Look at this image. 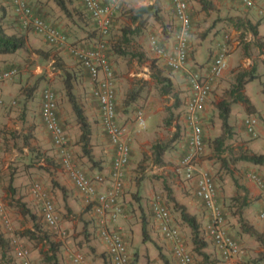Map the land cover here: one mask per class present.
<instances>
[{"label":"crops","instance_id":"crops-1","mask_svg":"<svg viewBox=\"0 0 264 264\" xmlns=\"http://www.w3.org/2000/svg\"><path fill=\"white\" fill-rule=\"evenodd\" d=\"M3 1L6 3V0ZM27 1L36 16L52 23L70 37L68 46L72 44L91 49L99 39L98 33L92 36L91 30L96 29L95 23L85 12L80 0H64L70 14L61 11L52 0ZM99 1L105 5L110 0ZM208 1L210 6L206 9H202L198 1L188 2L192 29L187 68L204 73L221 46L227 47V58L230 59L231 65L214 83L204 111L201 113L205 152L197 161V168L212 171L216 183L220 185V180L223 179V183L231 186L234 194L240 191L235 180L244 181L247 186L248 203L244 216L259 234H264V221L258 217L259 189L248 178L249 172H256L264 179V167L238 160L241 154H264V81L260 78L250 82L244 90L253 107L252 115L258 120L257 138H252L246 133L243 120L249 116V113L244 104L232 105L228 118L230 126L228 133L223 134L221 121L217 116V105L227 96L226 90L222 93L227 81H230L227 76L253 66L260 75V67L264 69V0H255L252 8H246L232 0ZM125 2L133 5L134 9L148 5H156L158 8L157 17H147V29L134 41V47L138 48L135 52L144 54L141 62L135 61V58L125 61L109 51V59L114 71L118 72L114 59L121 61L122 68L123 65L130 63L140 64L143 72L135 76L142 78L144 81L142 85H145L136 89L135 100L129 101L132 104L140 98L143 102L145 100V104L139 106L136 111V117L137 112L143 114L144 128L136 123V117H132L131 112L124 110L125 112L120 113L116 108L117 120L127 132L130 159L120 198L123 214L112 223V227L119 231L126 245L130 257L129 264H178L171 243L159 232L158 223L152 213L151 201L155 196H159L170 210L174 223L190 251L191 232L180 217L181 208L201 221L209 245L207 248V253L211 255L209 261L214 260V264H264V260L259 259L264 252V245L255 238L243 234L239 235L240 255L229 262L221 259L205 232L210 213L203 202L195 196V182L186 180L180 165L187 152L189 133L184 119L185 106L190 93L187 75L184 71L169 73L163 61L157 58L156 67L163 74L169 73L168 76L171 77L174 87L172 93L161 95L153 86L154 82L150 77L153 62L152 59H147V56H150V49L145 44L146 36L154 34L166 51L172 49V34L177 28V22L171 1L123 0L119 10L125 6ZM7 3L11 10L10 15L13 16L9 23L10 27L24 37L25 46L14 54H0V72L17 70L13 83H9V80L0 82V98L4 103L0 109V203L10 222V228L7 229L0 217V236L5 241L4 249L0 247V264H18L11 246L13 238L19 239L23 246L29 248L35 260H40V252L48 249L46 241L35 243L20 235L26 229L32 230L34 223L43 225L49 236L48 240L58 244L56 253L58 264H71L69 258L73 253L83 254L89 264H113L106 245L99 236L93 210L84 203L81 194L61 167L57 150L41 117V93L44 86L63 81L65 71L71 73L72 82L82 85L85 92L88 93L90 89L89 96L81 92V87L72 91L90 124L92 162L82 152L81 131L71 104L67 96L65 97L66 93H62L58 99L57 117L66 134L69 150L78 166L88 176H103L105 182L99 190H106L109 187L114 148L103 131L98 103L95 99H91L94 85L88 71L70 54L69 47L54 46L57 49L51 51L49 48L51 45L46 43L42 36L32 30L28 32L29 30L22 29L13 13L11 0ZM73 8L82 11V18H78L73 13ZM119 10L113 17L110 34L106 38L108 46L111 40L117 38L121 25L129 23L125 17H121ZM150 22L151 26L148 25ZM251 25L256 34L251 32ZM161 27L168 30L167 36L160 32ZM247 44L248 56L245 55L244 50ZM144 52H148L149 55ZM26 54L29 57H26ZM59 64L61 66H58ZM121 81L123 79L120 77L115 82L116 98L117 88L119 87L121 91ZM173 99L177 100L179 108L172 107L175 104L172 103ZM16 103L18 108L14 107ZM174 110H177L178 114L174 116L171 124L166 126V120ZM178 126L181 127L178 129ZM176 128L180 132H176ZM219 136L224 137L220 154L215 152L219 146L213 142ZM173 139L170 148L162 157L163 164L155 165L152 161L151 146L156 142L169 143ZM146 162L150 164L147 168L143 167ZM34 182L40 183L52 200L59 224L65 230L64 236L44 224L41 206L30 194ZM232 194L226 196L220 188L217 189V199L221 204L230 200ZM19 205L25 209L24 212L19 210ZM230 219L233 217L230 216ZM231 224L233 226L229 229L235 234L238 232L237 224L234 221Z\"/></svg>","mask_w":264,"mask_h":264},{"label":"built area","instance_id":"built-area-1","mask_svg":"<svg viewBox=\"0 0 264 264\" xmlns=\"http://www.w3.org/2000/svg\"><path fill=\"white\" fill-rule=\"evenodd\" d=\"M85 12L94 21L99 39L91 49L81 46H68V38L65 33L55 25L36 16L27 0H11L13 13L19 21L22 29L32 30L51 46H67L70 54L86 69L94 85L92 96L98 103L103 131L114 148L112 170L109 177V187L99 190L104 184L105 178L101 175L88 176L74 160L68 147V141L63 127L58 121V96L49 87L41 93V117L47 132L49 133L61 167L70 181L81 194L84 203L90 206L97 219L99 236L106 245L108 254L113 264H129L130 257L126 245L118 230L112 227L123 214L120 198L123 193L126 169L129 165L130 147L127 132L117 120L116 112V76L109 59V46L106 38L110 34L112 20L120 9L123 0H110L103 5L99 0H80ZM177 22V28L172 34L173 46L166 51L160 41L149 37V44L154 56L163 61L168 70L172 72L184 71L187 75L190 93L185 106L184 119L188 128L187 152L180 162L186 180L195 182V196L205 202L210 213L209 222L205 228L207 236L221 259L229 262L236 259L241 253L240 245L228 236L224 220L216 202L217 188L213 176L208 170L197 168V161L205 152L203 141V129L201 126V113L204 111L207 99L211 94L214 83L221 78L227 70L228 49L221 46L214 55L212 62L204 73L192 71L187 68L189 51V38L192 29L188 3L186 0H170ZM252 8L255 0H232ZM17 76L16 69L0 72V82L8 81ZM0 98V109L3 107ZM136 123L144 128L142 112H137ZM246 133L252 138H257L256 131L258 120L254 116L245 117L243 120ZM249 180L259 189L260 210L258 216L264 221V181L255 173H249ZM31 196L40 204L42 218L50 229L57 231L61 236L65 235L59 224L52 200L48 197L42 185L34 182L30 189ZM151 209L159 232L172 245V251L178 264H194L191 251L185 244L180 230L175 225L170 210L155 196L151 201ZM0 217L7 229L10 222L0 203ZM14 257L19 264H38L33 258L31 250L17 238L11 240ZM71 264H89L81 253L70 255Z\"/></svg>","mask_w":264,"mask_h":264},{"label":"trees","instance_id":"trees-1","mask_svg":"<svg viewBox=\"0 0 264 264\" xmlns=\"http://www.w3.org/2000/svg\"><path fill=\"white\" fill-rule=\"evenodd\" d=\"M7 1L9 0H6V2ZM52 1H54L55 4L59 7V9L63 11L65 14H70V11H68L64 0H52ZM195 1H198L202 5V9H206L210 6L208 0H195ZM81 12L82 11H79V14H82ZM157 12H158V8L156 5L141 6L136 9L134 8L129 9L126 12V16H125L126 20H128L129 23L121 25V27L118 30L117 38L111 40L109 51L113 55L117 57H121L125 61L132 60L135 58L138 60V62H141L144 58V54L141 52L134 51L133 42L137 38L141 37L144 34V31L147 29V25H146L147 17L154 16V18H156ZM10 13L11 10L9 9V4L5 5L2 3V0H0V54H14L25 46V39L23 36H20L17 33H9L5 28L4 21L7 19L8 16H10ZM135 23H137V25H135ZM167 31H168L167 29L161 27L160 32L163 35L167 36L168 35ZM251 32L253 34H256V31L254 30V27L252 25H251ZM91 33L92 36H94V34L96 35L98 32L96 29H93L91 30ZM247 48H248V44L247 46L245 45L244 47L245 55L248 56L249 54L247 52ZM155 61L156 59H152L153 65L151 67V76H150L154 82V86L159 90L161 95L170 94L172 93L174 88L172 79L171 77L168 76L171 71L169 70L168 75L166 73L163 74V72L156 67ZM58 66H61V64H59ZM65 72L66 73L64 74V84H63L64 90L67 99L71 104L72 110L75 113L76 121L81 131L80 143H81L82 152L87 157V159L90 162H92L91 147H90V140H91L90 124L87 121L86 116L84 115V111L82 107L77 102L76 97L73 94L72 91L73 76L71 75V73L67 71ZM260 77L261 76L257 73L256 67L254 66L249 69L238 70L235 73L233 83L226 91L227 96L217 105V111H218L217 116L218 119L221 121L223 134L228 133L230 129V126L228 124V118L231 113V107L233 104L242 103L247 107V112L249 113L250 116H252V114L254 113L253 107L249 99L245 95L244 90L247 84L255 80H259ZM34 91H36V88H34ZM136 93L132 94L131 100H135ZM172 107L175 109L179 108V104L176 102ZM171 122H172V117L166 120L165 125L168 126L171 124ZM173 141L174 139L169 143L156 142L151 146V151L153 155L152 161L155 165L163 164L162 157L165 151H167L170 148V144ZM203 141H205L204 138ZM213 142L219 146L218 149H215L216 150L215 152L220 154L221 151L220 147H222L224 144V137L219 136L216 139H214ZM238 160L244 161L254 166L264 167V154H254V153L241 154L238 157ZM249 173H255L257 176H259V178L262 181H264L263 177L257 174L256 172H249ZM213 181L215 182L214 179ZM199 200L203 202L205 208L207 209L205 202L202 199ZM230 201L233 203L229 205L228 209L229 211H231V216L233 217V219L236 220V224L238 227V232H236L235 234L231 233L229 229L231 228L229 226L230 224H228V222L226 223L225 218L227 215V210L221 206V202L218 201L216 196V202L217 205L219 206V211L224 220V224L228 236L231 237L233 240H235L239 245L241 244L239 235L242 234L249 235L255 238L258 242H260L261 245H264V234L262 233L259 234L255 230L253 225L250 224L244 216V211L247 209L248 206L247 198L245 196L242 198L233 197L230 199ZM18 208L21 212H24L25 210L24 208H22V205L21 206L19 205ZM180 217L182 221L187 224L191 232V245H192L191 253L199 256L204 262V264L213 263L214 260H210V261L208 260V258H210L211 255L207 253V248L209 245L203 233L201 221L195 215H191L187 213L184 208L180 209ZM44 224H46V222ZM20 235L27 238L29 241L32 242L34 241L35 243H40L43 240H45L48 249L45 252H40L41 255L40 262L42 264H58L56 257V253L58 252V244L55 243L54 241L48 240L49 236L46 230L44 229L43 225L34 223L32 230L26 229L23 232H21ZM4 246H5V241L0 236V247L4 249ZM259 259L264 260V252L261 253Z\"/></svg>","mask_w":264,"mask_h":264},{"label":"rangeland","instance_id":"rangeland-1","mask_svg":"<svg viewBox=\"0 0 264 264\" xmlns=\"http://www.w3.org/2000/svg\"><path fill=\"white\" fill-rule=\"evenodd\" d=\"M189 2V0H187V3ZM2 3L3 4H5V5H8V3L6 2V3H4V1L2 0ZM124 7L121 9V10H119V12H120V14H121V17L123 16V17H125L126 16V12L129 10V9H131L132 8V6L133 5H131V4H129V3H127V2H125L124 3ZM79 11H81V10H79V9H76V8H73V13L78 17V18H82V14H79ZM82 13V12H81ZM11 18L13 19V16L11 17V15L10 16H8L7 17V19L4 21V25H5V28H6V30H7V32H9V33H13L14 31L12 30L13 28H11L10 27V20H11ZM125 24V23H124ZM124 24H122V25H124ZM149 26H151V22H150V24H148ZM161 29V28H160ZM24 30V29H23ZM149 30V29H148ZM147 30V31H148ZM146 31V32H147ZM28 32H31V30H29ZM14 33H16V32H14ZM67 35V34H66ZM154 36V37H156L157 38V36L156 35H154V34H148V37L146 36V39H147V42L145 43L147 46H148V48L150 49V56H147L148 58L147 59H157L155 56H154V54H153V52H152V50H151V47H150V44H149V37L150 36ZM67 38L69 39V42H70V37L67 35ZM77 39V38H76ZM110 39L111 38H109V40L108 41H110ZM72 41V40H71ZM78 41H80V40H78ZM67 44H68V42H67ZM133 44H134V42H133ZM70 45V44H69ZM72 45V44H71ZM110 46V45H109ZM134 46V45H133ZM49 48H51V51L52 50H55V49H57L56 47H54V46H49ZM133 49H134V51H137L138 50V48H135V47H133ZM21 53V52H20ZM144 53H146L147 55H149V53L148 52H144ZM26 57H29L28 56V54H26ZM133 60V59H132ZM112 61V60H111ZM131 61V60H130ZM135 61H138L137 59H135ZM113 62V61H112ZM226 62H227V66H229V65H231V62H230V59L229 58H227V60H226ZM114 63H115V66H117V70H118V72L115 70V76H116V79L117 78H122L123 79V81H121L120 82V84L122 83V87H121V91H120V88L118 87L117 89V100H116V103H117V110H119V112L120 113H122V112H125V111H129V112H131L132 113V117H136V111L138 110V107L139 106H143L144 104H145V100H144V102H143V100H142V98H140V99H138L137 101H135L134 103H129V101L131 100V96H132V94L134 93V91H136V89H138L140 86L143 88L145 85H142L143 83H144V81L142 80V78H139V77H137V76H135L136 74H138V73H142L143 71H142V67H140L139 65L140 64H137V63H135V64H131L130 63V65L129 64H127V65H123V68H122V64H121V61L120 60H115L114 59ZM118 66L120 67L119 69H118ZM79 72V71H78ZM237 72V71H236ZM80 73V72H79ZM259 73H260V78H261V80L262 81H264V69L263 68H261L260 67V71H259ZM235 75V74H234ZM234 75H229V76H227V79H229L230 81L228 82L227 81V85L225 86V88L222 90V93L226 90L227 91V89L231 86V84L233 83V79H234ZM63 77H64V74H63ZM14 79L15 78H13V79H11V80H9V83H13L14 82ZM8 82V81H7ZM73 83V91L75 90V88H79L80 89V87L82 88V89H80L81 90V92L84 94V95H91V91H90V89H89V91H88V93L87 92H85L86 90H85V88L82 86V85H77V84H75L74 82H72ZM64 79H63V81H60V83L59 82H57V83H55V84H52V85H45L44 86V88H46V87H49V88H52L55 92H56V94H57V96H58V99H59V97H60V95L63 93V94H65V90H64ZM154 86V85H153ZM43 88V89H44ZM120 95H121V97H120ZM123 96V97H122ZM65 97H66V95H65ZM93 97V96H92ZM173 97V96H172ZM91 99H93L94 100V98H91ZM176 103L177 102V100H172V103ZM14 107L15 108H18V103H16L15 105H14ZM125 110V111H124ZM118 112V111H117ZM176 114H178V111L177 110H174L173 112H171V116L170 117H172V119H174V116L176 115ZM124 118V117H123ZM147 124V123H146ZM177 125V124H176ZM181 126H178V129L180 128ZM177 128H176V132H180V130H178ZM16 132H17V130H16ZM166 137L168 138V135H166ZM144 166L143 167H145V168H147V167H149L150 166V164H148L147 162H146V164H143ZM210 172H212V171H210ZM214 176V175H213ZM239 179V178H238ZM233 181L231 180V183H232ZM235 182H236V185L238 186V189H240V191H238V193L237 194H234L233 193V190L231 189V186H229V185H227V184H225V183H223V179H221L220 180V185H218V183H216V181H215V183H216V185H217V189L218 188H220V190L222 191V193H224L226 196H230L232 193V198L233 197H238V198H242V197H246L247 196V186H246V184L244 183V181H240V180H235ZM233 185H234V182H233ZM229 201V202H228ZM228 201L226 202V203H223L222 202V204H221V206L222 207H224L226 210H227V215H226V221L228 222V224H230L229 226L230 227H232V224H231V222L232 221H234V222H236V220L235 219H230V216H231V211H229V205H231L233 202H231L229 199H228ZM246 218V217H245ZM193 258H194V261H195V264H204V262L202 261V259L199 257V256H197V255H195V254H193ZM38 261V263L39 264H42L41 262H40V260H37Z\"/></svg>","mask_w":264,"mask_h":264},{"label":"clouds","instance_id":"clouds-1","mask_svg":"<svg viewBox=\"0 0 264 264\" xmlns=\"http://www.w3.org/2000/svg\"><path fill=\"white\" fill-rule=\"evenodd\" d=\"M250 116V115H249ZM253 116V115H252ZM255 117V116H254ZM251 137V136H250ZM211 173V172H210ZM213 176V175H212ZM213 178H214V176H213ZM214 180H215V178H214ZM215 185H216V183H215ZM216 188H217V186H216ZM192 254V253H191ZM192 256H193V254H192ZM194 259V258H193ZM37 261V260H36ZM38 262V261H37Z\"/></svg>","mask_w":264,"mask_h":264}]
</instances>
